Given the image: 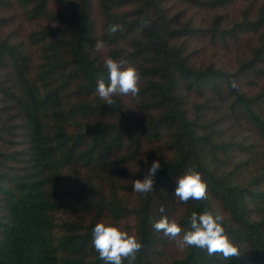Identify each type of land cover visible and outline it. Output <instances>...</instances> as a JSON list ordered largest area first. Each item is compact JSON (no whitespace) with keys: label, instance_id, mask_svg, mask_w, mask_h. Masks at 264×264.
Listing matches in <instances>:
<instances>
[{"label":"trees","instance_id":"16d2710c","mask_svg":"<svg viewBox=\"0 0 264 264\" xmlns=\"http://www.w3.org/2000/svg\"><path fill=\"white\" fill-rule=\"evenodd\" d=\"M18 1L29 19L48 22L34 32L35 63L20 44L0 37V68H10L0 79V112L6 115L0 122V264H105L92 245V229L104 219L122 229L129 217H135L134 235L143 243L134 264H264V8L232 30L217 26V16L207 31L214 41L239 30L257 35L249 55L228 71L192 61L187 40L200 27L177 24L160 0H100L108 59L129 61L141 75L132 104L114 96L109 106L96 94L98 79L107 82L108 71L96 52L92 0H57L56 10L49 9V0ZM190 1L213 8L232 2ZM112 24L120 30L110 33ZM194 92H212L227 103L220 122L206 116L212 96L187 107ZM224 121L254 139L223 140ZM15 134L20 150L12 149ZM237 150L245 156L228 169L224 164ZM146 159L149 167L161 164L155 191L137 193L138 203L130 206L114 175L142 177ZM132 164L135 169H128ZM189 166L202 173L207 199L184 203L174 196L177 178ZM103 176L109 188L99 184ZM65 193L73 194L78 218L65 221V231L56 235L54 213ZM205 210L224 216L239 257H210L193 247L170 256L175 240L150 223L167 215L188 229L191 214Z\"/></svg>","mask_w":264,"mask_h":264},{"label":"rangeland","instance_id":"374dc122","mask_svg":"<svg viewBox=\"0 0 264 264\" xmlns=\"http://www.w3.org/2000/svg\"><path fill=\"white\" fill-rule=\"evenodd\" d=\"M163 7L166 9L169 17H172L177 24L190 21L194 25L200 27L194 36H191L187 41L188 45L192 52L191 59L197 65H209L212 64L218 68H223L228 71L236 69L238 63L245 59L250 51L251 46L256 40L255 33L244 32L239 30L236 36L231 34V37L226 40L214 41L211 37L209 29L215 25L216 17L219 16L217 26L222 27L225 30H232L235 24L238 21H242L245 16L253 17L257 14L259 8H264V0H232L225 6L219 8H213L209 5L203 7L194 6L190 0H160ZM208 1V0H205ZM92 17L95 25V33L97 36V43L101 41L102 34V14L100 11V0H92ZM60 7V4L57 0H49V9L56 10ZM129 5L123 7V10H127ZM47 19L41 18L38 20L29 19L25 14V11L18 0H0V37H9L12 41L20 44L22 49L28 52L32 58L33 62H37L39 52L34 41V32L38 30L42 25L47 24ZM103 43V42H102ZM104 44V43H103ZM105 45V44H104ZM123 45L128 49L131 45L126 41ZM108 46L97 48L96 52L100 54L102 59H108ZM126 65H132L131 62L126 61ZM9 67L0 68V79H5L8 76ZM241 81V86L248 89L249 91L252 88H249L243 84ZM212 98L208 101V108L206 109V116L211 117L214 121L220 122L219 119L224 116V112L227 108V103L221 98L218 99L212 92H208L205 95H199L197 92H194L189 96V104L187 107L191 110L192 103H202L205 99L209 97ZM123 100L132 104L131 96H121ZM3 114V116H2ZM6 118V115L3 112H0V122ZM222 139L231 138L232 136L236 139H242L247 137L248 141L254 139L253 135L250 132L242 130L243 127L236 125L235 127L224 121L222 124ZM17 133V132H16ZM14 137L18 143L13 144L12 149H22L23 145L20 142L19 134H15ZM168 156L172 153L167 152ZM244 152L237 150L233 152L232 159L224 164L225 167L232 168L236 166V163L244 157ZM154 158V157H152ZM144 162V168L142 171L145 173L149 170V166ZM128 169L134 170V164L128 165ZM243 171V178H249V172L247 170ZM65 176L69 177L70 170H65ZM142 177L133 176V177H124L119 175H114L115 182L117 183V188L119 193L124 197L128 205H135L138 203L139 196L133 190H129L120 186H131L132 182L136 179H143ZM240 176V175H239ZM103 181L99 182L102 186H108L109 184L106 181V177H102ZM108 188L105 191H108ZM66 191H68V186L66 185ZM73 194L65 193L63 196V205L61 209L54 213L55 229L54 233L60 235L65 231V228L62 227L65 221L73 220L78 218V213H76L73 205ZM183 213V208H180V211L176 216H179ZM107 222L106 219L102 220ZM135 217H129L121 222V227L123 230L128 231L130 234L135 233ZM182 249L178 246L176 240L172 243L170 249V256H180Z\"/></svg>","mask_w":264,"mask_h":264},{"label":"clouds","instance_id":"9594fccd","mask_svg":"<svg viewBox=\"0 0 264 264\" xmlns=\"http://www.w3.org/2000/svg\"><path fill=\"white\" fill-rule=\"evenodd\" d=\"M120 28L119 24H112L108 31L116 33ZM102 47L105 45L98 42L97 48ZM125 65L126 62L123 60L107 59L105 61L108 71L107 82L103 76L97 81L96 94L109 106L115 104L114 96L137 97L141 91L139 70L133 65ZM232 87H237L235 82ZM160 168V161H154L143 179H136L132 182L134 192L144 195L153 193L155 191L154 177ZM176 184L174 196L180 202L186 203L190 199L200 201L208 198V185L202 179V173L197 171L195 166L187 167L185 173L177 178ZM160 212H165L163 205L160 207ZM223 221L222 214L205 210L202 214L196 212L191 214L188 229L182 228L175 219H170L167 215H163L157 221H150V223L155 231L163 232L164 236L176 240L181 249L199 248L206 251L210 257L220 255L225 260L239 257L240 249L229 238ZM92 236V245L105 264H123L124 260H127L128 264H134L138 253L143 248V243L138 236L107 222L97 223L92 229Z\"/></svg>","mask_w":264,"mask_h":264}]
</instances>
